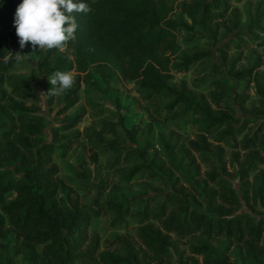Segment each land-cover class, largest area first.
Masks as SVG:
<instances>
[{
	"label": "trees",
	"instance_id": "obj_1",
	"mask_svg": "<svg viewBox=\"0 0 264 264\" xmlns=\"http://www.w3.org/2000/svg\"><path fill=\"white\" fill-rule=\"evenodd\" d=\"M169 1L83 0L92 11L77 14L76 39L68 43L64 52L51 50L42 53L35 69L44 81L45 93L50 88L47 78L54 72L82 73L84 81L92 69L105 84L113 77H118L121 82L137 80L141 98L152 103L157 102L160 95L170 97L164 104V115L160 114L158 106L147 114L149 125L190 113L193 118L187 121L196 128V134L178 146L182 153L179 163L187 159V166H194V173L199 176L197 154L205 162H213L210 170L195 180L181 172L192 191L172 182L174 191L165 192L158 200L155 196L134 200L133 203L138 202L135 209L129 207L132 202L109 201L106 211L113 215L112 221L126 230L132 228L139 248L137 251L131 245L126 246V257L109 249L97 252L99 242L88 235L87 227L105 210L99 206L98 196L93 206L82 205L70 188L60 196L58 186L61 181L53 160L56 146L60 149L59 156L65 157L78 142L80 134L69 130L80 122L83 112L51 126L49 141L36 142L44 124V117L38 113L39 106L13 98H34L35 90L26 79L7 78L5 73L14 60L8 63L2 60L0 264H138L141 251H144L143 255L148 252L154 264H233L227 257L231 248L242 251L247 263L264 264V217L236 211L240 200L224 176L226 146L230 151V163H236L238 167L236 173L243 202L264 209L263 172L259 170L253 180L249 178L255 167L264 164V102L246 104L251 82L256 94L264 98V86L257 82V72H252L260 61L240 73L233 68L234 59L230 61L226 72H232L240 79L239 87L233 90L214 78L208 80L206 93L199 94H191L183 81L178 88L169 82L171 71L167 52L176 47L179 31L185 43L210 39L222 65L229 60L230 48L245 47L238 38H226L217 43L219 35L238 28L237 8L232 4L241 0L183 1L182 15L176 18L168 15L171 10ZM21 2L0 0V22L9 25ZM235 34L256 38L250 25ZM257 44H261L259 39ZM211 57L209 48H193L190 52H181L175 67L186 71L193 63ZM210 69L212 73L217 71L215 64ZM80 81L77 76L73 87L63 94V104L56 110L57 114H64L77 102ZM4 85L9 87L8 92ZM225 95H230L232 103L250 115L234 116L235 106L221 103ZM52 98L46 99L47 104ZM176 106L181 107L180 112L175 110ZM124 130L130 134L135 132L132 128ZM238 134L241 136L237 139ZM86 136L90 137V134ZM105 146L116 148L112 142L105 143ZM127 156L117 151L114 161L125 160ZM92 161H96L94 156ZM170 162L177 167L173 160ZM140 166L132 168L129 174L133 175ZM103 191L104 187L99 186V192ZM8 192L13 193L9 200L6 199ZM198 197L205 203L204 209L197 208ZM128 218L133 225H128ZM192 237L195 240H190ZM219 238L225 240L226 245L215 255L209 242ZM182 240L188 244L186 255L184 251H177ZM170 248L177 251L175 262L171 261L173 251Z\"/></svg>",
	"mask_w": 264,
	"mask_h": 264
},
{
	"label": "rangeland",
	"instance_id": "obj_2",
	"mask_svg": "<svg viewBox=\"0 0 264 264\" xmlns=\"http://www.w3.org/2000/svg\"><path fill=\"white\" fill-rule=\"evenodd\" d=\"M183 1L189 0H170L171 10L168 15L172 18L182 15ZM232 6L237 8L239 26L229 33L219 35L217 43L226 38H238L245 47L230 48L227 53L229 60L225 65H222L215 45L210 43V39L185 43L182 33L177 32V45L172 52H167L170 56L171 77L169 82L173 87L178 88L180 82L183 81L191 94L206 93L205 88L208 80L214 78L226 83L232 90L238 88L240 79L236 78L232 72H226L230 61L233 59V68L237 73L248 70L259 60L260 65L252 72H257V82L264 86V0H241L238 3H233ZM257 18L261 20L256 21ZM248 25L251 26L252 33L256 36L255 39H248L246 36L235 34L237 30L245 29ZM0 34V61H2L3 56L7 55V52L13 54L21 52V54L28 55L20 63L13 59L14 63L5 73V76L10 79H26L35 90L34 98L20 99L15 96L13 98L24 104L35 103L39 106L38 113H41L44 117V124L42 133L36 137V142L49 141L51 126L61 124L79 111L83 112L80 122L69 130V132L80 134L78 142L71 147L65 157L59 156L60 149L58 146L55 147L53 153V160L58 167L57 177L61 181L58 186L59 195L64 196L70 188L78 195L84 206H93L94 199L98 196V204L104 208L105 213L95 217L87 227L88 235L91 238H97L99 242L97 252L109 249L120 256L126 257V246L129 247V245L138 251L139 243L132 228L126 230L115 224L112 221L113 215L106 211V204L109 201L132 202L147 196H155L158 200L165 192L174 191L172 182L175 185L182 184L186 190L192 191L191 186L184 181L181 172L193 176L192 179L195 180L196 177H202L203 173L209 171L211 163H213L205 162L200 155L195 154L199 176L194 173L196 172L194 166H187V159L179 163L182 153L178 150V146L188 139L194 138L196 134V128L192 127L187 121L193 116L186 113L174 120H157L149 125L147 114L154 106H158L160 114L164 115V104L170 97L160 95L157 97V102L152 103L141 98L142 93L138 88L137 80L121 82L118 77H113L108 84H105L92 69H89L84 81H82L84 77L82 73L71 71L75 79L79 76L81 80L77 93L78 99L74 106L64 114H57L56 110L63 104L64 93L53 96L50 104H47V100L39 96L41 93H45L44 81L37 74L35 68L42 53H39L38 49L34 51L31 44L26 45L23 50L20 49L14 28V20L9 25L0 22ZM258 39L261 41L260 45L257 44ZM193 48L199 50L209 48L212 57L193 63L186 71L175 67L181 52H190ZM212 64L216 65V73H212L210 69ZM4 88L7 92L10 90L6 85H4ZM248 93L247 106L257 104L259 100L264 102V98H260L256 94L253 82L249 85ZM221 103L235 106L230 95H225L221 99ZM175 110L180 112L181 107L176 106ZM233 114L242 118L249 113L242 112L235 106ZM131 128L135 129L132 134L124 130ZM86 134H90V137ZM240 136L241 134H238L236 138L238 139ZM109 142L116 145L114 150L105 146V143ZM117 151L122 153V156L128 154L127 158L115 162L114 156ZM229 153V149L225 146L224 176L228 179V183L234 188L240 200L236 211H248L256 217H264V209L259 210L252 203H249L248 206L240 197V182L236 173L238 167L236 163H230ZM207 155L213 160L215 159L212 154L208 153ZM92 156L95 157V162L92 161ZM170 160H173L177 167ZM137 166H140V169L130 175V170ZM259 170L264 175V164L255 167L249 178L253 180V176L259 173ZM99 186L104 187V191L101 193L99 192ZM12 197V192L6 194L7 200ZM198 199L199 201L196 202L197 208L204 209L205 203L199 197ZM137 204L138 202H132L129 207L135 209ZM127 222L128 225H133L129 218ZM190 240L193 241L195 238L192 237ZM209 244L213 253L218 255L223 250L226 242L219 238L210 241ZM187 246V242L179 241L177 251H184V255H186L188 254ZM170 250L173 251L171 252V261L175 262L177 251L173 248H170ZM143 252L141 251L142 256L139 258L138 264H154L155 261L152 260L150 254L146 252L143 255ZM227 257L233 264H250L247 263L243 252L237 248L229 249Z\"/></svg>",
	"mask_w": 264,
	"mask_h": 264
},
{
	"label": "clouds",
	"instance_id": "obj_3",
	"mask_svg": "<svg viewBox=\"0 0 264 264\" xmlns=\"http://www.w3.org/2000/svg\"><path fill=\"white\" fill-rule=\"evenodd\" d=\"M92 11L83 0H22L14 16V28L19 40L20 49L31 44L39 53L51 50L66 51L70 41L76 39L79 28L77 14H88ZM28 55L21 52H7L2 57L4 63L15 60L20 63ZM50 88L41 93L43 99L59 96L71 89L75 78L71 71H56L47 78Z\"/></svg>",
	"mask_w": 264,
	"mask_h": 264
}]
</instances>
